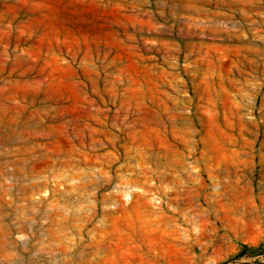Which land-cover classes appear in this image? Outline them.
<instances>
[{
  "label": "rangeland",
  "instance_id": "rangeland-1",
  "mask_svg": "<svg viewBox=\"0 0 264 264\" xmlns=\"http://www.w3.org/2000/svg\"><path fill=\"white\" fill-rule=\"evenodd\" d=\"M0 264H264V0H0Z\"/></svg>",
  "mask_w": 264,
  "mask_h": 264
}]
</instances>
